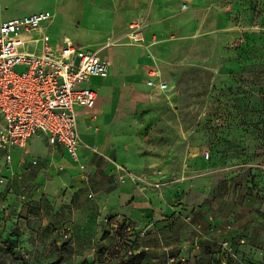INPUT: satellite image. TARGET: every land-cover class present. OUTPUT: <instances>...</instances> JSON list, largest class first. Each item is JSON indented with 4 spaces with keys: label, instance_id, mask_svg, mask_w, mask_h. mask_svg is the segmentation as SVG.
I'll list each match as a JSON object with an SVG mask.
<instances>
[{
    "label": "rangeland",
    "instance_id": "1",
    "mask_svg": "<svg viewBox=\"0 0 264 264\" xmlns=\"http://www.w3.org/2000/svg\"><path fill=\"white\" fill-rule=\"evenodd\" d=\"M89 3L0 0V19L48 11L53 48L64 34L84 43L74 29ZM156 3L108 35L117 55L136 52L97 98L109 114L94 119L92 156L77 158L85 186L49 187L65 163L48 147L12 170L0 162V264H264V0ZM136 194L155 210L128 214Z\"/></svg>",
    "mask_w": 264,
    "mask_h": 264
},
{
    "label": "built area",
    "instance_id": "2",
    "mask_svg": "<svg viewBox=\"0 0 264 264\" xmlns=\"http://www.w3.org/2000/svg\"><path fill=\"white\" fill-rule=\"evenodd\" d=\"M51 22L48 11L0 21V159L6 164L12 148L24 156L33 136H42L77 160L75 107L94 104L96 91L86 83L108 73L106 60L67 36L53 48L47 31ZM139 27L138 22L129 24L131 40L141 39ZM147 85L157 90L167 87L160 79L148 80Z\"/></svg>",
    "mask_w": 264,
    "mask_h": 264
},
{
    "label": "crops",
    "instance_id": "3",
    "mask_svg": "<svg viewBox=\"0 0 264 264\" xmlns=\"http://www.w3.org/2000/svg\"><path fill=\"white\" fill-rule=\"evenodd\" d=\"M157 0H92L93 3L86 4L88 7V11L86 12L84 7V13L87 14V22L83 23L82 28L84 30L80 31L79 29H74L75 32H78L80 37L84 36L86 41L84 43H79L76 39L77 37H73L70 35L64 34L63 36L69 37L75 44L82 47H87L90 50L96 51L98 56L107 61L108 64V74L106 77L100 78V77H90L88 83L86 85L92 87L96 91V99H95V106L94 104L91 107H83V106H76L75 107V115L77 120V130L80 138V143L78 146V156L80 158H87L89 159L92 156V153L90 151V147H92L95 144V136L93 134V125H94V119L95 118H103L104 116H108V109L109 106L100 103L97 105L99 98H102L104 93L110 90L112 86V80L115 77V75L118 73L119 67L123 63H127V61H130L126 59L125 55L131 57L133 54H135L136 50L131 48H124L123 52L125 55H117L114 49V44L109 41L108 42V35L111 33V30L114 29V26L118 23H122L125 18H132L133 16H136L139 12L148 10L150 11V17H153V14L155 12V9L158 7ZM98 2L103 3V7H97ZM95 12H94V10ZM91 11L94 12L91 14ZM30 14V13H28ZM26 15V14H25ZM91 15L94 16L93 20L90 21ZM23 16V15H22ZM15 17V16H14ZM10 18V17H9ZM83 18V17H82ZM176 17H170L168 20L166 26L170 30H175L180 27V23L175 19ZM7 18H2L1 20H4ZM174 21L176 24V28L171 27V21ZM53 21L50 23L52 25ZM49 25V26H51ZM87 29H92V32L96 34V36H87ZM52 40H57L54 37ZM111 43V44H109ZM58 45V43H56ZM108 44V45H107ZM102 45V47L100 46ZM95 46L98 47V49L94 48ZM160 79L158 76L150 77L147 75V80H158ZM161 80V79H160ZM147 87H150L146 84ZM152 88V87H151ZM155 89V88H153ZM157 90V89H155ZM98 98V100H97ZM97 100V101H96ZM94 106V107H93ZM93 107V108H92ZM85 112V113H84ZM94 117V118H93ZM2 125V121L0 119V127ZM37 139L40 141L41 146L35 147L31 146V142ZM47 147L51 150L50 158L54 160H64L65 163V170L60 174V176L50 182L49 187L55 188L56 185L64 186H85V183L83 182L79 172H78V160H73L68 153L60 146H50L45 139L42 136H33L29 138L26 144V150L24 155L27 156V152L29 153H37L41 156H45L47 154ZM56 152H60L61 156L57 155ZM11 154V160L9 164H6L3 158L0 159V162L5 164L6 168L12 170L11 164L13 167H15L18 163L19 157H23V153L18 148H12L10 150ZM132 167V166H131ZM37 178L46 181L45 176L43 172H39L37 174ZM127 197V196H126ZM134 197V198H132ZM150 210V212L154 211L155 208H152L150 203L140 194H136L135 196H131L128 202V214H130L132 217L140 218L142 217L143 213H147ZM213 226H216L217 228L213 229L214 231H219L220 229H223V226L220 225L218 222L213 223ZM212 226V227H213ZM255 251V250H254ZM252 251L250 255H246L244 257H249V259L254 260L258 259V253Z\"/></svg>",
    "mask_w": 264,
    "mask_h": 264
},
{
    "label": "bare ground",
    "instance_id": "4",
    "mask_svg": "<svg viewBox=\"0 0 264 264\" xmlns=\"http://www.w3.org/2000/svg\"><path fill=\"white\" fill-rule=\"evenodd\" d=\"M107 74H108V73H107ZM107 74H106V76H107ZM106 76H105V77H106ZM73 160H75V159H73Z\"/></svg>",
    "mask_w": 264,
    "mask_h": 264
}]
</instances>
